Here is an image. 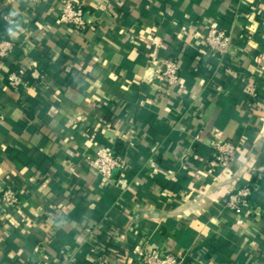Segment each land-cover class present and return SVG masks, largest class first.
<instances>
[{
  "label": "crops",
  "instance_id": "obj_1",
  "mask_svg": "<svg viewBox=\"0 0 264 264\" xmlns=\"http://www.w3.org/2000/svg\"><path fill=\"white\" fill-rule=\"evenodd\" d=\"M63 1L0 0L16 45L0 67V194L20 191L16 209L0 204V264H94L108 247L112 264L150 248L184 264H264V0H72L80 30L59 23ZM209 26L233 32L223 62ZM149 51L178 62V86L154 80ZM30 60L38 83L9 88ZM218 140L237 161L210 171ZM98 147L127 164L111 182L88 164ZM246 184L260 216L223 208Z\"/></svg>",
  "mask_w": 264,
  "mask_h": 264
},
{
  "label": "built area",
  "instance_id": "obj_2",
  "mask_svg": "<svg viewBox=\"0 0 264 264\" xmlns=\"http://www.w3.org/2000/svg\"><path fill=\"white\" fill-rule=\"evenodd\" d=\"M7 19V17H4ZM58 21L64 26L80 29L85 26L87 20L85 12L72 0H64L59 7ZM233 32L215 26H209L205 37L208 50L215 54L220 62H223L232 53ZM16 48L11 39L0 41V67L5 59L9 58ZM147 63L153 73L154 80L159 86H178L180 83L179 65L176 60L162 59L154 51L147 54ZM35 64L29 61L27 66L12 69L7 73V85L9 88L19 91L24 84V75L30 71L32 77L39 79L40 72L34 69ZM249 99H257L259 89L256 81H252L244 89ZM189 161L188 157L186 158ZM237 161V147L234 142L218 140L212 144V151L206 159V168L210 171L219 169L229 170ZM89 166L95 170L98 178L111 182L119 173H122L127 164L119 158L114 149L98 147L88 161ZM252 171L256 172L253 168ZM261 176V175H260ZM254 185L246 184L236 187L226 197L223 208L237 214L247 213L260 216L262 208L254 202ZM20 191L18 187L9 186L5 188L0 197V204L6 209H16L20 204ZM85 233L96 236L94 228L86 227ZM121 260V257H119ZM138 264H184V259L172 253L165 252L159 248L139 250L137 252ZM22 264H41L37 260H27ZM94 264H112L108 252Z\"/></svg>",
  "mask_w": 264,
  "mask_h": 264
},
{
  "label": "trees",
  "instance_id": "obj_3",
  "mask_svg": "<svg viewBox=\"0 0 264 264\" xmlns=\"http://www.w3.org/2000/svg\"><path fill=\"white\" fill-rule=\"evenodd\" d=\"M76 5L78 7H80V8H82L84 12H86L85 8L80 3H77ZM80 29H82V28H80ZM80 29H77V30H80ZM11 30H12V24L7 22V21H4L3 19H1L0 20V41L9 40L10 39L9 33H10ZM136 48L138 50V53L141 54L143 52V49L140 46H137ZM13 69H15V68H13ZM11 70L12 69H10L9 71H11ZM23 80H24V84L21 87V89L19 90L23 94L25 92L23 89H24V87H26V85H34V84H37L38 81H39V80H37V79L32 77L30 71L26 72V74L24 75ZM6 83H7V76H6ZM145 155H146V153H145ZM0 195H2V193ZM106 252H108V254H109L110 262H112L114 258H117V255L120 253L119 249H117V248L114 249V248H111V247H108Z\"/></svg>",
  "mask_w": 264,
  "mask_h": 264
}]
</instances>
